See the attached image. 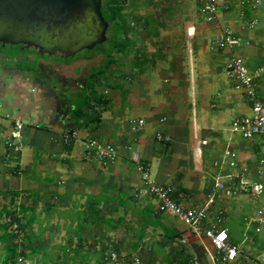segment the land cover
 Instances as JSON below:
<instances>
[{
  "label": "crops",
  "instance_id": "0c3cea01",
  "mask_svg": "<svg viewBox=\"0 0 264 264\" xmlns=\"http://www.w3.org/2000/svg\"><path fill=\"white\" fill-rule=\"evenodd\" d=\"M259 16L264 19V11ZM194 21L185 27L190 46L187 61L179 51L167 48L157 30L140 35L138 48H133L136 38L128 36L134 44L128 45L123 56L115 53L106 71L96 70L105 57L103 63L93 65L95 54L64 62L55 60L62 59L60 56L47 60L26 51L32 66L16 56H3L0 209L16 211L24 230L33 236L27 242L30 249H44L31 262L93 264L115 251L121 258L139 256L141 264H193L196 260L210 264L208 251L213 250L209 240L174 216L159 213L156 201L140 192V166L147 167L156 183L173 187L174 198L182 206L207 200L217 175L227 171L214 165L226 148L238 154V169L245 168V180L264 186V167L262 176L256 174L264 157L248 163L258 153L257 146L234 140L230 128L232 119L244 114L237 112L248 105L234 87L211 77L224 70L219 64L215 70L216 62L225 56L228 60L234 50L218 47L208 56L203 47L205 31L216 26L202 28ZM227 21L236 26L234 19ZM243 35L264 43V28ZM246 58L254 67L263 54L254 49ZM137 70L142 76L146 70L151 77L159 73L161 89L139 79ZM96 71L110 81L103 91L95 87L100 76L89 85L88 79ZM212 97L218 103L210 101ZM14 119L24 124L19 153L5 143ZM72 129L78 138L66 147L63 136ZM157 133L171 137V142L157 140ZM89 139L114 146L115 160L103 163L88 155L85 144ZM242 196L248 195L217 194L204 226L210 227L216 213L222 211L223 227L243 226L242 237H246L239 245L231 242L240 255L227 264H264V227L256 232L257 224L250 223L255 215L241 214ZM46 255L49 257L43 260Z\"/></svg>",
  "mask_w": 264,
  "mask_h": 264
},
{
  "label": "built area",
  "instance_id": "2783aa9c",
  "mask_svg": "<svg viewBox=\"0 0 264 264\" xmlns=\"http://www.w3.org/2000/svg\"><path fill=\"white\" fill-rule=\"evenodd\" d=\"M197 13L202 16L205 23L216 24L218 13H227L233 8L239 9L240 19L243 25L236 30L230 26L221 28L216 36L218 47L234 50L242 45H250L246 39L242 43L240 33L252 29L259 23L257 15L250 19L244 16V10L249 8L253 14H259L264 6V0H197ZM259 49L263 58L260 62L251 67L242 56L232 55L226 64L225 71L231 85L243 96L248 105V114H241L232 119L231 131L238 133L246 142L254 143L257 138L264 144V43H253ZM139 123H142L141 121ZM24 124L19 119H14L13 127L5 143L13 153L21 151ZM78 132L73 131L63 136V143L68 144L71 139H77ZM156 139L165 143L171 142V137L161 133L156 134ZM88 155L103 163L112 162L117 157L114 146L101 144L95 139H89L85 144ZM220 170H225L224 174L219 173L213 185V190L207 200L202 204L180 205L174 198V188L168 185L156 183L149 176L147 169L140 166L141 180L143 188L140 192L151 196L156 201L157 211L172 215L185 224L193 233L203 234L210 243L212 252L208 251L210 264H227L235 261L240 255L238 247L229 240V230L223 227V214L218 211L214 216V222L210 227H205L204 223L209 217L210 209L217 194L226 197L236 196L240 193L247 194L251 198L260 197L264 191V186L259 182H248L246 170H239V156L229 148L223 152V158L214 163ZM264 159L261 160L259 168L256 170L258 176H262ZM9 220V219H8ZM250 223L257 224L256 232L264 227V208H260ZM13 229L17 230L16 225ZM117 252H109L97 264H113L117 262ZM18 263H25L22 257L18 258ZM94 264V263H93ZM131 264H141L139 256H133ZM193 264H201L194 261Z\"/></svg>",
  "mask_w": 264,
  "mask_h": 264
},
{
  "label": "rangeland",
  "instance_id": "374dc122",
  "mask_svg": "<svg viewBox=\"0 0 264 264\" xmlns=\"http://www.w3.org/2000/svg\"><path fill=\"white\" fill-rule=\"evenodd\" d=\"M104 1L105 0H102V2H104ZM197 8H198V5L196 4L195 0H125V5L123 7V10L121 11L120 20L122 21V24H124V23L126 24V27L128 29V35L127 36L135 37L137 40V42L134 41L136 43L135 44L136 46H134L133 48H138L139 45L137 46V44H139V41L142 39V37L140 39V37H139L140 35L144 36L147 31H149L150 33L153 34V31L157 30V35L159 36V39L161 38L160 40L163 39L164 42L166 41V44L168 45L167 48L172 49V51H174V52L179 51L182 59L184 61H187V58H188L187 53L189 50L187 48L190 46L187 44V42L185 40V38H186V35H185L186 23H188L189 21L195 20L194 22L197 26H200L202 28H208L209 27V25L205 23L204 18L202 16L198 15ZM259 15H260V13L257 14L259 23L256 27L249 29L247 31L243 30L242 34L240 33L242 41H243L242 43H244L246 41V39H248L251 42V44L250 45H242L239 48L234 49V52H233L235 55L242 56L247 63H248V59L246 58L247 53L252 52L254 49L261 52L259 49H257L253 45V43L261 42L260 40L254 41L252 38L244 37V35H243L245 32L252 31L255 28H257V29L264 28V19L260 18ZM231 18L235 20L236 26L235 25H232V26L228 25L229 23H227L228 22L227 19L230 20ZM218 21H219V23H218ZM160 22H162L161 25H160ZM210 25H215L216 27H215V29H207L205 31L206 41L203 43V47L207 50L208 56L213 54V52L217 51L216 50L217 48H215L217 46L216 36L220 30V27L221 28H224L227 26L234 27V28L241 27V25H243V21L240 19L239 9L233 8L230 11H228L227 13H221V12L218 13L216 24L214 23V24H210ZM121 26H124V25H121ZM111 32H112V30H111V28H109L107 30V33H106L108 40H106V42H104L102 44L97 45L94 48V50L93 49L92 50H83V51L77 53L73 57L62 58V59H56L55 58V60H60V61H64V62H71L75 58L77 59V58H81L84 56H91V55L95 54L94 56H96V59L92 61L93 65H97V64L100 65L104 61V56L102 54L97 53V52H100L102 48H107V49L112 48L111 46L113 44V41H110V37L112 34ZM162 33H164L165 34L164 36H166V37H161ZM138 39H139V41H138ZM153 39H154V37H153ZM130 44L132 45L134 43H132V41H130V43L128 45H130ZM158 46H159V43H158ZM28 50H27V52H31V54L35 55L36 57H41V55H39V54H34L35 51H32L33 49H28ZM225 51L229 52L230 50L226 49ZM0 53L2 54V56H0V64L2 66H4V63L6 62V60L3 57L4 55H6L7 57L8 56H10V57L16 56L17 58H20L21 60H23V63L26 66L27 65L32 66L34 64V62L27 60L26 51L24 49H22V46H19V45H17V46L16 45L0 46ZM120 56H123V54H120ZM146 56H148V54ZM45 58L47 60H50V59H53L54 56H47L46 55ZM227 61H228L227 57L225 56L219 62H216V64L213 66L214 69L216 70L217 64H219V66L221 65V66L226 67ZM104 64L101 67H96V70L97 71H98V69L101 70V68L104 67ZM168 65L174 66L172 63H170ZM219 66H218V70H219ZM107 67H108V64L105 65V68H103V69L106 71ZM225 67H224V70H221L220 73L213 74V75H211V77L216 82H219L220 84L225 83L227 87L233 88V86L231 85V82L227 78ZM149 71L150 70H146L144 73L145 74L144 76H142L140 74V72L138 71L137 74H138L139 79H141L143 77L144 80H148L150 82V85L152 87H158L159 89H161V87L163 85L160 83L161 77H159L160 76L159 73H156L155 76L153 75L151 77L150 73H148ZM104 75L103 74L102 75H100V74L96 75L97 78L100 76L98 79H101V80L99 82L97 81V84L95 85V87L97 89L102 90V91H103V88L108 86L110 83L109 80H107L105 78H103V79L101 78ZM168 77H170V76H168ZM88 82H89L90 86H92L94 83L92 81V79H88ZM233 90H235V89L233 88ZM235 92L237 94L239 93L236 90H235ZM212 99L215 100L212 97V98H210V101ZM215 103H218V100H215ZM240 113L248 114V109H245L244 111L242 110V111L237 112V114H240ZM232 134L234 136V140L239 141V142L244 140V139H242V137L238 133L232 132ZM255 142L260 145L261 154L259 153L260 151L258 150V153H256V155L253 154V155H251L252 158L249 157L247 159L248 163H250V162L255 163L258 159L264 157V144L261 142V139H259V138H257ZM253 145L255 147L257 146V145L252 144V143H250L249 146L254 148ZM257 148H258V146H257ZM152 174H154V173L152 172ZM263 194H264V192H263ZM263 194L257 198H251L250 196H249L250 198L248 196H242L244 198L243 201H244L245 205L242 207V213L241 214L247 215V216H250V215L252 216V215H255V212H256L258 207L264 208V207H262L264 205V199H263L264 195ZM231 197H234V196H231ZM174 218H176V217H174ZM176 219H178V218H176ZM245 224L246 223H244V225ZM238 226L234 225L233 227H231V226L229 227V236H230L229 240H230V242H234L236 245H239L241 243V241L246 240V237H242L244 227L243 226L238 227ZM251 234L252 235L254 234L253 230H251ZM106 254L107 253L103 254L102 257L100 258V260ZM125 256L123 258H121L120 255H118V258H120V259H118L117 262H119L121 259L126 260ZM117 262H115V263H117ZM18 264H36V263L31 262L29 260L25 263H18ZM94 264H95V262H94ZM102 264H106V263H102Z\"/></svg>",
  "mask_w": 264,
  "mask_h": 264
},
{
  "label": "water",
  "instance_id": "95a60500",
  "mask_svg": "<svg viewBox=\"0 0 264 264\" xmlns=\"http://www.w3.org/2000/svg\"><path fill=\"white\" fill-rule=\"evenodd\" d=\"M102 0H0V46L73 57L106 42Z\"/></svg>",
  "mask_w": 264,
  "mask_h": 264
},
{
  "label": "trees",
  "instance_id": "16d2710c",
  "mask_svg": "<svg viewBox=\"0 0 264 264\" xmlns=\"http://www.w3.org/2000/svg\"><path fill=\"white\" fill-rule=\"evenodd\" d=\"M124 5L125 0H105L104 2H102L101 13L105 21L109 24V28H111L112 30L110 41H113V44L111 46L112 48H102L101 51L98 52L105 57L104 67H102L101 70H98V72L103 71L105 65H110V63H112L113 61V55L115 53L122 54L127 49L128 44L130 43V40L127 36L128 29L126 27V24L124 22V24H122V21L120 20L121 11L123 10ZM263 11L264 6L261 8L260 13ZM244 16L246 19H250L251 17H253L252 12L249 8H246L244 10ZM24 50L27 51L28 49L24 48ZM98 72H94L92 74V77L90 78L92 79V81L97 78L96 75H98ZM99 74L101 75L102 73ZM90 93H92L91 89ZM73 131L75 130H69L66 134H70ZM74 140L76 139H71L66 147L71 146ZM253 144L257 145L258 150L260 151V145L256 142H254ZM144 167L147 169L146 166ZM13 225H16L17 230L13 229ZM32 239L33 236L28 235L24 230V224H22L21 218L18 217L15 210L6 207L0 209V244H2V249L0 250V264H18L17 260L20 257H22L24 261L27 262L29 260L31 261L32 257H37L40 254L44 253V249L40 247L30 249L27 246V242ZM29 250L30 252H28ZM46 257H49V255L43 256V260L46 259ZM100 258L95 261V264L98 263ZM131 261L132 258L126 259L124 263L131 264Z\"/></svg>",
  "mask_w": 264,
  "mask_h": 264
},
{
  "label": "flooded vegetation",
  "instance_id": "af4514ba",
  "mask_svg": "<svg viewBox=\"0 0 264 264\" xmlns=\"http://www.w3.org/2000/svg\"><path fill=\"white\" fill-rule=\"evenodd\" d=\"M22 49H24V48H22ZM56 56H59V55H56Z\"/></svg>",
  "mask_w": 264,
  "mask_h": 264
}]
</instances>
